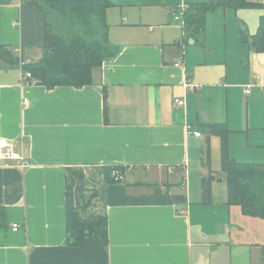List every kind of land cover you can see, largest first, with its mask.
<instances>
[{"label": "crops", "instance_id": "crops-1", "mask_svg": "<svg viewBox=\"0 0 264 264\" xmlns=\"http://www.w3.org/2000/svg\"><path fill=\"white\" fill-rule=\"evenodd\" d=\"M17 1L0 5V41L15 54ZM110 2L108 40L118 53L93 69L91 84L20 83L19 65L0 61V138L28 162L0 164V264H264V219L226 203L221 164L209 167L211 202L201 189L203 150L213 136L220 148L207 124H225L235 160L264 163V51L240 37L256 34L264 6L219 5L193 32L159 0ZM115 164L123 179L105 184L102 168ZM67 166L82 168L86 193L96 192L80 213L107 218V245L66 243Z\"/></svg>", "mask_w": 264, "mask_h": 264}, {"label": "trees", "instance_id": "trees-1", "mask_svg": "<svg viewBox=\"0 0 264 264\" xmlns=\"http://www.w3.org/2000/svg\"><path fill=\"white\" fill-rule=\"evenodd\" d=\"M10 0H0V5ZM112 5L110 0H20L19 3V53L14 47L0 41V61L18 65L20 58L30 61L22 66L29 72L36 84L53 88L72 86L80 88L92 83L94 68L105 59L113 58L118 47L108 40V25L105 10ZM183 13L185 30L202 32L205 15L219 5L234 9L262 7L251 0H207L186 4ZM51 14L66 21L77 32L63 34L53 27ZM241 39L248 40L258 52L264 51V15L253 36L240 30ZM38 48L37 59H30L27 53ZM209 135L220 137V164L226 184V203L238 205L245 215L264 219V163L238 162L228 151V128L224 123L207 124ZM203 164L209 168L210 149L203 150ZM104 183L118 182L111 176L114 170L123 174L124 166L106 165L102 168ZM201 179L202 202H211V185L215 179L210 168ZM85 173L82 168H65V228L66 243L71 246H104L108 244L107 218L105 216L82 215L85 207L96 193H86ZM5 211L0 206V226L4 225ZM264 260V245L261 247Z\"/></svg>", "mask_w": 264, "mask_h": 264}, {"label": "built area", "instance_id": "built-area-1", "mask_svg": "<svg viewBox=\"0 0 264 264\" xmlns=\"http://www.w3.org/2000/svg\"><path fill=\"white\" fill-rule=\"evenodd\" d=\"M20 3V0H18ZM187 9L186 4H179L176 6L172 12V18L175 21H178L182 26H184V21H183V13ZM19 53V50H18ZM30 60L25 58L21 59L19 61V67L21 68V78H20V83H34L31 74L29 72H24L22 69L23 65H26ZM178 65V64H177ZM244 92L248 94L250 92V86H247L245 88ZM24 102H27L26 99L23 100ZM174 102L178 105H184V99L181 98H176ZM190 133L194 134L195 136H201V132L199 131H190ZM6 160L9 165H14L19 168H25L28 165L27 160L22 154H18L14 152L12 144L8 143L5 139L0 138V164H2V161ZM111 176L114 178L116 181H121L123 179V174L120 173L117 170H114L111 174ZM18 227V224H13L12 228L13 230H16Z\"/></svg>", "mask_w": 264, "mask_h": 264}, {"label": "rangeland", "instance_id": "rangeland-1", "mask_svg": "<svg viewBox=\"0 0 264 264\" xmlns=\"http://www.w3.org/2000/svg\"><path fill=\"white\" fill-rule=\"evenodd\" d=\"M159 1L161 3L160 5H165V8L168 7V9L172 10V11L170 10L171 12H173L174 8L176 7V6L175 7L172 6L175 3L174 2L175 0H159ZM162 3H164V4H162ZM55 16L53 14H51L50 20H51L53 27L55 28L56 31H58L59 33H63V34H69V33L77 32L76 29L71 28V26L68 22L61 21L60 19L55 18ZM14 21H16V20L14 19ZM40 52H41V50L34 49L31 52L27 53V55H28L27 57H29L30 59H35V57L37 55H39ZM212 139L215 140L216 143L211 142L209 145V149H210L209 167L213 170H217L220 168L219 141H218L217 137H215V136H213ZM199 162H200V159L196 162V165H194V168H192V170L190 171V180H191L192 186L194 185V183L197 185V182H198L199 177H200L199 171H200L201 165ZM186 177H187V172H186Z\"/></svg>", "mask_w": 264, "mask_h": 264}]
</instances>
